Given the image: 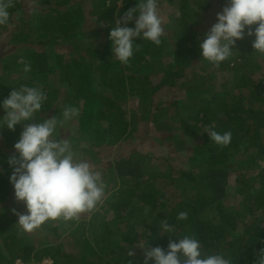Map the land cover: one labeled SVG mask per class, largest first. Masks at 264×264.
Wrapping results in <instances>:
<instances>
[{
    "label": "trees",
    "instance_id": "obj_1",
    "mask_svg": "<svg viewBox=\"0 0 264 264\" xmlns=\"http://www.w3.org/2000/svg\"><path fill=\"white\" fill-rule=\"evenodd\" d=\"M26 1L12 0L10 13L11 19H15H10V23L17 20L18 24L10 38L12 43H2L0 47V100L21 85L39 86L48 97L39 114L41 118L56 116L63 119L65 107L79 108V115L63 125L70 131L64 139L71 140L72 149L89 162L102 163L104 151L125 137L127 143L134 145L135 139L146 141L150 151L146 156L150 163L160 166L158 169L149 162L147 165L137 162L131 155L117 157L105 168V198L95 210L82 213L78 220H49L27 236L28 233L22 232L17 224L16 213L24 214L27 210L23 202L11 195L14 190L9 177L13 167L9 158L15 154L14 144L24 126L35 122L36 118L17 125L15 131L6 126L0 128V201H3L0 205V240L13 242L9 240L13 239L11 244L18 245V248L13 245L10 249L2 247L0 263L14 264L17 258L24 261L54 259L67 241L69 231L65 228L82 223L91 238L89 251L84 255L97 254L100 258L94 264H143L144 257H127L126 243L135 246L149 241L151 247L166 249L169 239H174L170 237L186 234H194L206 254L221 252L231 257L233 264H256L260 251L264 250V166L258 173L254 169L256 172L244 176L241 170L251 166L237 156L241 152L249 153L251 149L258 156V165L264 161V107L259 111L245 107V101L249 99L252 104H264V78L252 85L253 80L248 77L263 67L264 54L254 51L252 41L255 37L247 34L237 41L233 55L219 66L203 60L199 48L207 30L202 20L213 17L215 11H222L227 0H207L205 3L199 0L200 17L196 15L202 31L200 37L187 22L176 25L175 41L168 45L166 58L162 56L165 39L161 38L160 45L137 39V51L129 63L138 61L139 64L136 70L128 65L129 73H123L124 64L111 55L106 57L99 46L93 43L82 46L80 39L87 15L94 16L95 22L104 25L102 28H110L128 8L136 5L133 0H123L121 6H118L120 0H78L74 3V0H35V3L29 0L39 15L36 26L33 18H25L28 15L26 7L30 4ZM3 29L5 26H0V34ZM58 43L72 44L78 53L77 60L71 61L67 54H55L56 46L48 51L49 45ZM18 47L23 50L22 60L16 53ZM260 57H263L262 61L258 60ZM196 58L199 63L203 62L200 68L194 67ZM50 60L53 61L51 68ZM22 61L31 65L30 72H24ZM52 68H61L62 73L50 72ZM225 72L234 76V88L244 90L241 95L229 98L225 88L216 90L219 88L215 83L217 76L221 74L222 80H227ZM55 73H61L57 75L74 91L73 96L61 93L60 84L54 83L59 79ZM189 73L192 77L187 79ZM97 74L102 81L101 90L105 92L95 88ZM186 85L189 88L201 85L200 95L192 97L190 89L184 88ZM222 85L228 88L226 81ZM106 89L111 91L108 93ZM164 91L169 97L183 91L187 100H181L180 94L178 97L173 95L176 98L167 100V104L158 102L157 96ZM134 96L133 123L140 126L127 133L130 124L127 100ZM216 103H219L218 107H215ZM186 108L192 115L184 120L181 113ZM4 114L0 109V116ZM174 115L179 116L178 121L172 119ZM100 122H105L106 127ZM209 126L220 133L230 131L231 143L219 146L212 142L204 133ZM199 131L203 134L202 139L196 140V144L188 143V139L192 140ZM183 133L190 136L184 138ZM169 144L177 151L186 152L188 169L179 168L173 161L182 156L175 158L172 154L169 157ZM208 152L212 154L204 160L203 156ZM141 153L139 151L140 156ZM248 177H254L252 180L261 184L260 192ZM234 179L240 182L237 185L239 202L229 204L225 199ZM177 180L195 183L197 191L192 192V197L170 202L168 188ZM188 192L183 191L184 194ZM181 212L188 214L187 219H178ZM128 220L131 224L127 227L124 224ZM165 223L174 232H165ZM87 235L80 237L86 239ZM6 258L10 261L3 262Z\"/></svg>",
    "mask_w": 264,
    "mask_h": 264
},
{
    "label": "clouds",
    "instance_id": "obj_2",
    "mask_svg": "<svg viewBox=\"0 0 264 264\" xmlns=\"http://www.w3.org/2000/svg\"><path fill=\"white\" fill-rule=\"evenodd\" d=\"M12 6V0H0V26L10 23ZM164 34L159 0H137L135 6L115 20L108 39L113 57L128 64L137 51V39L160 45ZM245 34L255 37L252 41L254 51L264 54V0H227L222 11L216 14V22L199 43L202 59L219 66L233 55L237 41ZM22 63L24 72H30L31 65ZM47 99L41 87L21 85L0 100V109L5 113L0 116V128L6 126L15 131L17 125L36 118L35 122L24 126L14 144L15 154L9 158L13 167L9 182L14 198L23 202L27 210L24 214L16 213L17 224L25 233H31L49 220H78L82 213L95 210L105 198L102 170L76 153L69 140L56 138L57 129L76 118L79 108L65 107L63 119L41 118L39 114ZM204 133L219 146H228L232 140L230 131L220 133L212 126ZM187 215L181 212L178 219H187ZM163 230L174 232L167 223ZM170 238L174 239H169L166 249L151 247L149 241L135 245L143 249V264H233L232 258L224 253L206 254L194 234ZM132 248L129 256L134 254ZM256 264H264V250L260 251Z\"/></svg>",
    "mask_w": 264,
    "mask_h": 264
},
{
    "label": "rangeland",
    "instance_id": "obj_3",
    "mask_svg": "<svg viewBox=\"0 0 264 264\" xmlns=\"http://www.w3.org/2000/svg\"><path fill=\"white\" fill-rule=\"evenodd\" d=\"M30 1H31V3L36 2L35 0H30ZM30 1L28 0V2L27 1L26 2L30 3ZM76 1H78V0H74L72 3L76 2ZM133 1L135 3H137V0H133ZM159 1H160L159 11H160V14L164 20V28H165V34L162 37V39H165V41H163L164 46H163V50H162V56H164L166 58L168 56V49H169L168 45L171 42L175 41V35H174L175 33L173 31H175L174 28L176 27V25H179L182 22H183V24L185 22H187L191 26V28L197 32L198 36L200 37V35H201L200 33L202 32L200 30V27L198 24L199 17H200V14H199L200 13V9H199L200 4H199V0H159ZM206 1L207 0H202L201 3H205ZM31 3L28 4V6L26 5L27 6L26 11L28 12V15L26 14L25 18H30V19L33 18L34 19L33 24L35 25L37 23V18L39 15H38L37 11L32 12V10L35 7L32 6ZM121 5H122V3H118V6H121ZM220 11L221 10L215 11V14H213V17L211 15L208 19L202 20L203 22H205V23H203V25L206 27L207 30L211 27V25L213 23L216 22L215 16ZM38 12H40V11H38ZM13 19H15V18H12L11 20H13ZM94 20H96V18L94 16H88V15L86 16V20H83L85 22H83V25H82L83 26L82 30H81V32H82L81 36L82 37L80 39L81 40L80 42L83 43L82 46H86L90 43H93L94 45L99 46L102 49V51L106 57H109L110 55L113 56L112 48H111V41L108 39L109 32L113 26H111L110 28L109 27L108 28H106V27L102 28L104 25L102 23H97ZM169 23H171V24H169ZM17 24H18V21L16 20L13 23H10V24L5 26V29H3L2 33L0 34V47L2 46V43L3 44L12 43V40L10 38H11V35L13 32V29L16 28ZM130 26H132V25H130ZM2 27H4V26H1V28ZM29 43H28V45H29ZM52 46L53 47L56 46V48H57V50H55V54H60L62 56L67 54L69 56V58H72L71 61L77 60L78 53H77V50L74 49L72 44H62V43L61 44L60 43L52 44V45H49L48 51L49 50L51 51ZM22 52H23V50L21 49V47L20 48L18 47L16 53L18 54V57H20V60H22V55H21ZM150 56H151V58L153 57V55H150ZM262 58L263 57H260L258 60L262 61ZM48 63L50 64L49 68L53 67V64H52L53 61L50 60ZM144 63L145 62H143V64ZM138 64H139L138 61H136L135 63L131 62L128 64H124V67H123L124 72L123 73H129L130 72V70L128 69L129 68L128 65H130V69L133 68V66H134V69L136 70L137 69L136 66ZM194 64H197V65H194ZM194 64L193 65L195 68H200L201 64H203V62L201 61L199 63L198 58H196ZM62 65L63 66L65 65L64 62ZM59 66H60V64H59ZM54 70H55V72H61L62 73L61 68H56V69L52 68L50 72H54ZM9 73L11 74L12 71H9ZM61 73H59V74H61ZM55 74L57 75L58 73H55ZM223 74L227 75V80H222L221 74L218 75L217 76L218 77L217 82H215V83L217 85H219V88L216 90L219 91L220 89L222 90L225 88L227 90L229 98L231 96L241 95V93H243L244 90L242 88H236V87L234 88V85H235V83H234L235 78H233L234 76L232 74H227V72H225ZM58 75H57V77L59 79L56 80L54 83L57 85L60 84L59 89H60L61 93L65 96H73L74 91L67 88L66 82H63L61 77ZM190 77H192V74L189 73V75L187 76V79L188 78L190 79ZM248 77H250L251 80H253L252 85L256 84L257 80H259L260 78H264V65L259 71L252 73L251 75H248ZM96 78H97V80L95 81V86H96L95 88H96V90H98V89L101 90L102 89L101 88L102 87L101 78L98 74L96 75ZM224 81L227 82L228 88H226V87H224V85H222ZM137 86H139V85H137ZM200 86L201 85H198L197 87L195 86V87L189 88L186 85L184 88L185 89L189 88L190 94L192 95V97H194V95H197L201 92ZM233 89H234V92H233ZM174 90H177V89H174ZM101 91H104V90H101ZM110 91H111V89H109V90L106 89V92L109 93ZM181 92L182 93H179V92L176 93L177 95H175V93H172L171 97H169V95L166 93V91H164L165 94L162 93V95L157 96V101L158 102H164V104H167L169 102L167 100H170V99L173 100L174 98L180 96V94H182L181 100H184L186 94L183 91H181ZM227 93H225V94L227 95ZM173 95H175L176 97H173ZM135 98H136V96L130 97L129 100H127L128 101V107H129V111H128L129 115H128L127 120L130 122L129 128L127 129V133L129 132V130H132L134 128H137V126H140V124H137V123L134 124L133 123V121H134L133 112H134V107H135V103H136ZM192 99H194V98H192ZM185 100H187V99H185ZM78 103H80V102H78ZM192 105H195V104H192ZM218 105H219V103H216L215 107H218ZM262 106L264 107V104L259 103V102L256 104H252L250 99L245 101V107L246 108L252 107V108L259 111V108H263ZM190 115H192V114L190 112H188L187 108L184 109L183 112L181 113V116L184 120H185V118L188 119V117ZM178 117L179 116L174 115L172 117V119H174L175 121H178V119H177ZM100 124H101V126L103 125V127H106L105 122H100ZM60 128H58V134H56L57 139L64 138L67 134H70V131H68L66 126H62ZM63 130H66V131H63ZM173 134H174V131H173ZM195 134H197V135L194 136V138L192 140L188 139V143L194 142V144H196V140L200 141L202 139L203 134H200V131L195 133ZM182 135L181 136L184 138L190 136V135L186 136L187 133H183ZM263 136H264V132H263ZM199 138H200V140H199ZM67 140H69V139H67ZM125 140H126V138L124 137V138H121L120 141H118L117 143L110 145L111 146L110 149L107 151H104V153L101 155L102 156V161H101L102 163H100V164L92 163V164L95 165L98 169L102 170V172L104 174V171H106L105 168H107L109 166V163H114L116 161L115 159L117 157L128 158L129 155H131V156H134L133 158L137 162H141V163H144L146 165L151 162L150 158L147 157L148 153L150 151H149V146H148L146 141H140L139 139H135V143H136L135 144L136 146H135L134 143H127L128 140L127 141H125ZM69 141H70V144L72 146L71 140H69ZM169 141H172V140H169ZM175 148H174L173 144H169L168 150H171V154H169V157L172 154L175 156V158L178 156H182L181 158L173 159V161H174V163L179 164L178 165L179 168L188 169L189 168V162L187 160L189 158L187 159L186 152L182 153V151H177V150H175ZM139 151H140V153L141 152L143 153V154L141 153V156L139 155ZM211 154H212V152H210V153L208 152L205 156H203L204 160L207 159ZM154 155H157V154H154ZM237 158L238 159H245L246 161H248V164H250V166H251L250 168H246V169L241 170V174H243L244 176L247 175L248 173H250L251 171H254V169L257 170V172L256 171H254V172L258 173V170L264 166V161H260V165H258V162H256L258 159V156L255 154V151L251 150V149L249 150V153L248 152L239 153ZM192 159H194V158H192ZM147 162H149V163H147ZM150 164H152V163H150ZM164 164L165 163H163L162 165H164ZM152 165L159 169V167H158V166H160L159 164L157 166H156V163H154ZM253 166H254V168H253ZM236 169H238V168L236 167ZM11 171H13V170H11ZM237 172L240 173L238 170H237ZM175 175L178 176L179 173L176 172ZM254 177H248L247 179L250 180L251 182H254L255 186L257 188L259 187L258 191L260 192L261 191V186H260L261 184L257 180H254V179L252 180V178H254ZM235 180L236 179L233 180L232 185H229V188H228L229 189V195L225 199L226 202L229 204L230 203L231 204H234V203L238 204V202H239V199L237 198V196L239 194L237 185H239L240 182L239 181L235 182ZM118 186L116 187L117 189L119 188ZM168 189L170 190V193H171L170 196H167V197H170V200H169L170 202H172V201L178 202V201H181L182 199H186L187 197L191 196L192 192L197 191L196 184L193 182H188L187 180H177V182L175 184L171 185ZM183 191H189V192H188V194H184ZM181 192H182V194H181ZM11 195H14V192ZM2 203H3V201H0V205ZM0 213H1V209H0ZM111 215L112 214H110L109 217H111ZM62 221L64 222L63 219H62ZM130 224H131V222H130V220H128V221H126V224H124V225L128 227ZM65 230L69 231L68 235L66 234L67 235L66 236L67 241H65V245H64L65 247L63 246V249H61V252H57V250H56L57 255L54 258L56 261V264H94V262L96 260H100V258L97 254L91 255L88 257L86 255H84L89 251L88 247H90L89 243L91 242V238L87 235L88 229H86L84 224L79 223L77 225H74L72 228H65ZM114 230H117V229H114ZM121 230L125 231L124 229H121ZM238 230L241 232L242 228L239 227ZM118 231L120 232V230H118ZM84 234L87 235L86 239H83L80 237L81 235L84 236ZM29 235L30 234L28 233L27 236H29ZM27 236H26V238H27ZM9 240H12L14 242L13 239H9ZM13 242H11V241L3 242V240H0V249L2 247H5V248L7 247L8 249H10V247L13 245H14V248L15 247L18 248L17 244H16V246H15V244H11ZM146 243L141 242L139 244H146ZM125 245H127V247H128V250L126 251L127 257H130L129 256V250L132 247H133L132 250H133L134 256L139 255L138 259H141L142 257H144L143 249H141L139 246L130 245L128 243H126ZM135 245H137V244H135ZM40 246L42 247V245H40ZM149 246H151L150 242H149ZM14 259L15 258L12 259V262L14 261ZM18 259L19 258H17L16 260H18ZM32 260H33V258H32ZM5 261H10V260L6 258V260H4L3 262H5Z\"/></svg>",
    "mask_w": 264,
    "mask_h": 264
},
{
    "label": "built area",
    "instance_id": "obj_4",
    "mask_svg": "<svg viewBox=\"0 0 264 264\" xmlns=\"http://www.w3.org/2000/svg\"><path fill=\"white\" fill-rule=\"evenodd\" d=\"M14 264H55L52 258H43L42 260H31V261H24L22 259H18L15 261Z\"/></svg>",
    "mask_w": 264,
    "mask_h": 264
}]
</instances>
